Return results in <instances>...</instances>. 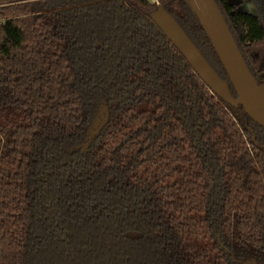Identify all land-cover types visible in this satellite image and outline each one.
<instances>
[{
    "label": "trees",
    "instance_id": "16d2710c",
    "mask_svg": "<svg viewBox=\"0 0 264 264\" xmlns=\"http://www.w3.org/2000/svg\"><path fill=\"white\" fill-rule=\"evenodd\" d=\"M241 1L256 16L215 0L262 84L264 0ZM158 5L228 81L187 0H0V264H264V129Z\"/></svg>",
    "mask_w": 264,
    "mask_h": 264
},
{
    "label": "water",
    "instance_id": "95a60500",
    "mask_svg": "<svg viewBox=\"0 0 264 264\" xmlns=\"http://www.w3.org/2000/svg\"><path fill=\"white\" fill-rule=\"evenodd\" d=\"M187 2L208 38L236 98L232 96L229 85L221 80L179 24L160 5L150 15L151 22L179 51L214 95L227 105L241 106L244 113L264 129V83L258 84L249 71L215 0H187ZM236 2L237 0H230L229 4L233 5ZM107 120V110L102 107L88 132L87 143L83 150L97 137Z\"/></svg>",
    "mask_w": 264,
    "mask_h": 264
},
{
    "label": "flooded vegetation",
    "instance_id": "af4514ba",
    "mask_svg": "<svg viewBox=\"0 0 264 264\" xmlns=\"http://www.w3.org/2000/svg\"><path fill=\"white\" fill-rule=\"evenodd\" d=\"M229 1L230 0H228V4H229ZM229 5H231V4H229ZM231 6H234V7H236L239 11H241V12H248V13H250V14H252V15H254V16H256V11H255V8H254V6L252 5V4H250L249 2H242L241 0H237V2H236V4H233V5H231ZM250 11H253V13H251ZM150 21H151V19H150ZM152 23V22H151ZM153 24V23H152ZM155 25V24H154ZM178 51V50H177ZM179 52V51H178ZM184 58V57H183ZM185 59V58H184ZM186 61V60H185ZM187 62V61H186ZM214 70V69H213ZM215 71V70H214ZM216 72V71H215ZM219 76V75H218ZM220 77V76H219ZM221 78V77H220ZM221 80H223V79H221ZM223 81H225V80H223ZM228 85H229V88H230V92H231V88H232V86L230 85V83H229V80L228 81H225ZM263 84V83H262ZM233 89V88H232ZM209 90V89H208ZM210 91V90H209ZM212 93V92H211ZM213 94V93H212ZM232 94V93H231ZM214 95V94H213ZM216 96V95H215ZM233 96V95H232ZM217 97V96H216ZM234 97V96H233ZM218 99H220L219 97H217ZM234 98H236V94H235V97ZM221 100V99H220ZM223 103H225L223 100H221ZM226 104V103H225ZM227 105V104H226ZM228 106H230V105H228ZM102 107H105V109L107 110V108H106V106L105 105H102L100 108H99V111H98V113L100 112V109L102 108ZM230 107H232V106H230ZM238 107H241V106H238ZM233 108H237V107H233ZM242 108V107H241ZM243 110V109H242ZM244 112V111H243ZM98 113H97V115H98ZM107 114H108V111H107ZM245 114V113H244ZM97 115H96V117H97ZM246 115V114H245ZM95 117V118H96ZM249 118V117H248ZM250 119V118H249ZM95 120V119H94ZM251 120V119H250ZM252 121V120H251ZM94 122V121H93ZM107 122H108V120H107ZM107 122H106V124H107ZM253 122V121H252ZM254 123V122H253ZM105 124V125H106ZM255 124V123H254ZM92 125H93V123H92ZM105 125H104V127H105ZM257 125V124H256ZM92 127V126H91ZM104 127H102L101 129H100V131L104 128ZM260 127V126H259ZM91 129V128H90ZM89 129V130H90ZM263 129V128H262ZM100 131H99V133H98V135H97V137L99 136V134H100ZM89 132V131H88ZM87 135H88V133H87ZM96 137V138H97ZM95 138V139H96ZM94 139V140H95ZM93 140V141H94ZM92 141V142H93ZM91 142V143H92ZM87 143V137H86V142H85V144ZM90 143V144H91ZM85 144L83 145V147H82V151H85L89 146H90V144H89V146L85 149V150H83V148H84V146H85ZM226 253H227V251L226 250H224ZM249 264H257L256 263V261L254 260V259H252L251 261H250V263Z\"/></svg>",
    "mask_w": 264,
    "mask_h": 264
},
{
    "label": "rangeland",
    "instance_id": "374dc122",
    "mask_svg": "<svg viewBox=\"0 0 264 264\" xmlns=\"http://www.w3.org/2000/svg\"><path fill=\"white\" fill-rule=\"evenodd\" d=\"M152 2H155L156 0H151Z\"/></svg>",
    "mask_w": 264,
    "mask_h": 264
}]
</instances>
